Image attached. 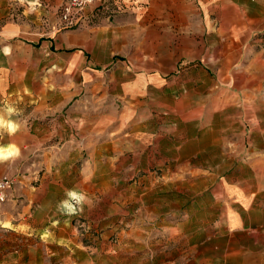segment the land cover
<instances>
[{
	"label": "crops",
	"instance_id": "0c3cea01",
	"mask_svg": "<svg viewBox=\"0 0 264 264\" xmlns=\"http://www.w3.org/2000/svg\"><path fill=\"white\" fill-rule=\"evenodd\" d=\"M63 1L38 0L33 7V0H0V115L18 124L11 135L0 129L3 146L34 149L47 141V151L58 149L66 164L87 149L90 179L100 149L118 150L123 160L152 142L161 154L195 142L210 150L228 144L235 152L249 149L248 159L234 156L233 176L217 174L219 203L203 206L199 221L186 216L172 225L176 234L169 239L178 247L159 251L155 264H264V0H122L134 5L140 20L160 16L166 23L140 29L141 43L171 53L170 68L181 70L176 76L163 70L159 57L137 64L121 59L119 40L129 29L86 27L83 15L75 26H62ZM194 86H206L199 102ZM7 106L16 109L11 116ZM23 106L25 117L45 122L31 118L25 127ZM196 112L219 122L159 124L185 122ZM151 117L160 121L148 128ZM228 131L233 142L225 141ZM179 154L171 155L174 164H183ZM107 161L109 172L119 171L121 163Z\"/></svg>",
	"mask_w": 264,
	"mask_h": 264
},
{
	"label": "rangeland",
	"instance_id": "374dc122",
	"mask_svg": "<svg viewBox=\"0 0 264 264\" xmlns=\"http://www.w3.org/2000/svg\"><path fill=\"white\" fill-rule=\"evenodd\" d=\"M133 6L122 0L86 5L82 10L85 18L82 25L129 29L130 34L119 40L121 59L137 64L144 60L154 63L159 57V62L167 66L164 71L180 75V69L170 68L171 53L155 52L154 45L145 47L141 43L145 37L140 35V29H159L166 27V23L160 16L146 22L140 20ZM204 87L194 86V101L203 98ZM23 108L19 119L28 127L33 117H25L29 110L26 106ZM32 120L45 122L42 117ZM155 120L158 119L147 118V127L153 128ZM182 120L167 118L159 124L175 122L199 128L219 122L218 117L199 116L197 112L185 122ZM230 120L228 118V122ZM224 135L227 142L235 139L232 131ZM247 135L249 133H244ZM105 139L104 136L99 138L100 141ZM3 143L0 141V146ZM151 144L153 142L148 148L131 151L124 160L118 150L100 149L101 155L96 158L100 165L96 166L91 179L90 151L83 149L79 157L66 164L58 149L47 151V141L36 144L34 149L20 150L18 157L0 161V173H8L15 179L8 198L0 205V264H155L159 251L166 248L169 252L178 247L172 245L176 241L169 239L176 234L172 225L186 216L188 221H199L204 215L203 206L219 203L217 174L233 176L234 156L250 157L249 149L235 152L229 144L210 150L203 148L201 142H195L187 150L163 149V154L160 150L156 152ZM175 152L181 153L177 161H184L183 164H174L171 155ZM184 153L189 156L182 157ZM160 155L167 162L159 163ZM108 157H113L115 165L121 163L119 171H108ZM242 169L243 173L249 171ZM69 189L88 195L83 210L74 215L57 210ZM146 255L151 260L147 263Z\"/></svg>",
	"mask_w": 264,
	"mask_h": 264
},
{
	"label": "clouds",
	"instance_id": "9594fccd",
	"mask_svg": "<svg viewBox=\"0 0 264 264\" xmlns=\"http://www.w3.org/2000/svg\"><path fill=\"white\" fill-rule=\"evenodd\" d=\"M21 2L23 3V0H21ZM36 3H38V0H33L32 6L35 7ZM5 111L8 116H11L16 109L12 106H7ZM0 129L6 130L9 135H11L17 131L18 124L11 119H5L4 115H0ZM19 155L20 149L14 144L0 146V161L18 157ZM65 197L66 198L61 200L57 205V210L68 215H74L82 211V205L88 199V195L86 193L82 191L78 192L75 189L67 190Z\"/></svg>",
	"mask_w": 264,
	"mask_h": 264
},
{
	"label": "built area",
	"instance_id": "2783aa9c",
	"mask_svg": "<svg viewBox=\"0 0 264 264\" xmlns=\"http://www.w3.org/2000/svg\"><path fill=\"white\" fill-rule=\"evenodd\" d=\"M98 0H64L59 8L60 23L64 27H73L82 16L86 5ZM15 179L8 173H0V205L8 198V190Z\"/></svg>",
	"mask_w": 264,
	"mask_h": 264
}]
</instances>
